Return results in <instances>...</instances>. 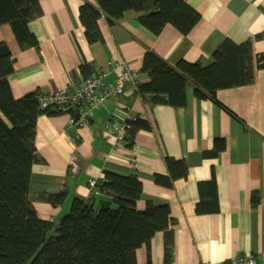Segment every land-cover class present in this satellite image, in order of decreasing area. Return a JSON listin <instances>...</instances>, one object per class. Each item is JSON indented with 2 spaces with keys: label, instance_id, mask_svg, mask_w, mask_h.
Segmentation results:
<instances>
[{
  "label": "crops",
  "instance_id": "obj_1",
  "mask_svg": "<svg viewBox=\"0 0 264 264\" xmlns=\"http://www.w3.org/2000/svg\"><path fill=\"white\" fill-rule=\"evenodd\" d=\"M187 1L201 14L188 35L170 24L155 35L138 20L144 12L129 10L113 25L100 18L102 38L90 43L79 9L96 0H41L42 15L29 22L38 47L22 49L11 26L0 27V42L9 45L15 59L9 77L15 98L69 88L99 69L107 73L104 82L114 85L120 62L139 74V84L147 83L143 60L149 50L174 67L181 59L210 65L226 39L237 44L251 40L255 55L254 81L219 89L216 99H199L189 81L184 106H153L141 100L138 85L128 83L124 94L94 109L83 127L73 126L69 114L39 115L35 144L41 161L32 166L30 198L41 219L58 223L76 198L95 194L97 201L110 199L100 187L106 170L137 175L143 184L139 209L148 198L170 206L173 264H223L249 253L264 264V65L257 63L264 54V0ZM129 108L152 125L136 133L131 147L118 143L115 131ZM217 138L226 147L214 155ZM166 156L187 165V175L173 187L154 179L169 175ZM62 192V204L44 199ZM216 196L218 211L197 213L200 202ZM254 197L260 200L256 205ZM148 250L146 244L136 250L138 264H147ZM164 253V232L158 231L150 242L151 264H165Z\"/></svg>",
  "mask_w": 264,
  "mask_h": 264
},
{
  "label": "trees",
  "instance_id": "obj_2",
  "mask_svg": "<svg viewBox=\"0 0 264 264\" xmlns=\"http://www.w3.org/2000/svg\"><path fill=\"white\" fill-rule=\"evenodd\" d=\"M96 2H85L79 9V18L90 43L102 38L98 25L100 18L105 17L113 25L129 10L144 12L138 20L155 35L161 34L168 24L188 35L201 19V14L187 0ZM42 13L41 0H0V27L10 25L22 49L38 47L39 41L29 29V22ZM262 61L264 54L257 59L259 66L264 65ZM14 65L9 45L1 41L0 264H138L136 250L143 244L149 249L147 264H151L150 242L158 231L164 232L165 264H173L175 235L171 228L174 220L170 206L148 198L146 207L139 209L137 200L143 194V184L137 175L106 170L100 187L110 199L97 201L95 194L87 200L76 198L58 223L38 216L30 198L32 166L41 161L35 144L37 119L41 114L51 115L56 111L40 108L41 94L38 92L21 98L13 96L9 77L15 71ZM254 69L251 40L241 44L224 40L208 66L181 59L174 67L149 50L144 56L143 70L149 73L150 81L138 84L137 94L153 106L181 107L186 104L189 81L194 83L199 99H216L219 89L252 83ZM130 123L128 147L133 146L139 130L152 129L151 123L139 116ZM225 147V140L217 138L213 154ZM165 162L169 175L157 174L154 179L157 184L173 187L175 180L187 175V165L185 161L169 156L165 157ZM212 182L216 185L214 180ZM65 197L66 192H62L48 194L44 199L58 205ZM254 198L256 205L260 200ZM218 210L217 196L200 202L196 209L198 214Z\"/></svg>",
  "mask_w": 264,
  "mask_h": 264
},
{
  "label": "built area",
  "instance_id": "obj_3",
  "mask_svg": "<svg viewBox=\"0 0 264 264\" xmlns=\"http://www.w3.org/2000/svg\"><path fill=\"white\" fill-rule=\"evenodd\" d=\"M119 65L121 70L114 85H107L104 82L107 73L99 69L86 76L80 84L40 95V108H51L57 113L69 114L73 126H85L94 109L102 106L111 96L124 94L128 83L139 84V74L136 71L129 68L125 62H120ZM129 109L126 120L115 128L117 141L120 144H128V134L132 127L130 122L137 118L132 109ZM90 184L93 185L94 182ZM202 264L214 263L204 261ZM223 264H259V262L255 254L249 253L237 255Z\"/></svg>",
  "mask_w": 264,
  "mask_h": 264
},
{
  "label": "rangeland",
  "instance_id": "obj_4",
  "mask_svg": "<svg viewBox=\"0 0 264 264\" xmlns=\"http://www.w3.org/2000/svg\"><path fill=\"white\" fill-rule=\"evenodd\" d=\"M65 213H68V211H67V210H65Z\"/></svg>",
  "mask_w": 264,
  "mask_h": 264
}]
</instances>
